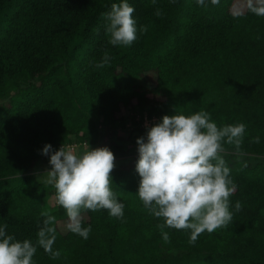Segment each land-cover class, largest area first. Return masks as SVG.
Here are the masks:
<instances>
[{
  "label": "trees",
  "instance_id": "trees-1",
  "mask_svg": "<svg viewBox=\"0 0 264 264\" xmlns=\"http://www.w3.org/2000/svg\"><path fill=\"white\" fill-rule=\"evenodd\" d=\"M120 2L0 0V226L36 245L35 264H264V16L249 7L259 0H127L137 25L127 47L108 44L105 31V14ZM105 51L109 66L96 68ZM200 110L246 132L239 152L225 144L222 154L236 185L233 222L194 244L189 231H162L163 219L143 206L138 155L111 173L123 218L83 213L87 239L67 227L54 186L32 174L50 158L46 144L55 152L76 140L121 154L137 112L156 124ZM41 231L58 258L39 244Z\"/></svg>",
  "mask_w": 264,
  "mask_h": 264
},
{
  "label": "clouds",
  "instance_id": "clouds-1",
  "mask_svg": "<svg viewBox=\"0 0 264 264\" xmlns=\"http://www.w3.org/2000/svg\"><path fill=\"white\" fill-rule=\"evenodd\" d=\"M211 3L216 5L219 0ZM197 4L207 7L205 0H197ZM259 4L249 7L264 16V0ZM134 11L127 0L111 5L105 14L108 44L127 47L137 39ZM155 15L162 16V10L158 8ZM139 31L146 32L147 26ZM111 59L105 51L95 67L109 66ZM245 132L244 123L218 126L208 112L200 110L191 115H164L161 122L148 128L146 141L144 137L137 139V195L151 214L163 219L164 223L158 225L162 231L165 227L189 231V243L194 244L205 231L212 233L232 224L230 197L236 185L222 154L225 144L234 145L239 152ZM253 142L259 143V137H254ZM42 154L50 155L47 182L56 190V200L66 211L71 232L88 238L91 226H82V214L87 211L107 210L110 216L123 218L124 204L111 187L115 157L108 147L89 148L80 154L63 145L53 152L52 146L46 144ZM235 210H241L239 201ZM54 219L49 215L45 223ZM6 229L7 224L0 226V264H35L36 245L28 239L17 240ZM39 236L45 251L53 259L58 258L60 253L52 251V241L44 239L43 231ZM164 239H169L166 232Z\"/></svg>",
  "mask_w": 264,
  "mask_h": 264
},
{
  "label": "rangeland",
  "instance_id": "rangeland-1",
  "mask_svg": "<svg viewBox=\"0 0 264 264\" xmlns=\"http://www.w3.org/2000/svg\"><path fill=\"white\" fill-rule=\"evenodd\" d=\"M142 83H145V79H141ZM143 113V115H141ZM148 113L147 111L145 112H137L136 115H134V120L136 121V124H134L133 122H128V126L130 128H135L136 131L134 133V135H136L134 138H126L124 137V140L122 141H118L119 139H117L118 143L122 145L123 147V151L121 154H114L115 157V167H119L123 164H127L129 163L135 156L138 155V145L136 143L137 139L139 137H144L145 141L147 139L146 137V133L149 127H151L152 125L155 124L156 120L150 122V118L148 117ZM129 121V120H128ZM102 137L104 138V136L102 135ZM66 148H72L74 151H76L77 153L82 154L84 151H87L90 149H95L99 147V144L93 145V144H88L86 142H80V141H73L70 142L66 145H63ZM225 154V153H224ZM49 159H47V161L45 162H40L36 168V170L34 172H32L33 175L36 176V178L40 181H43L47 184H49L47 182V174L45 173L46 171L50 170L51 165L49 164ZM243 160H245V162H252V161H256L257 159L253 156H246V158H244ZM241 160V161H243ZM45 173V174H44Z\"/></svg>",
  "mask_w": 264,
  "mask_h": 264
},
{
  "label": "built area",
  "instance_id": "built-area-1",
  "mask_svg": "<svg viewBox=\"0 0 264 264\" xmlns=\"http://www.w3.org/2000/svg\"><path fill=\"white\" fill-rule=\"evenodd\" d=\"M147 117V116H146ZM149 117V116H148ZM147 117V118H148ZM150 118V117H149ZM156 118H150V122L154 121ZM155 122V121H154Z\"/></svg>",
  "mask_w": 264,
  "mask_h": 264
}]
</instances>
